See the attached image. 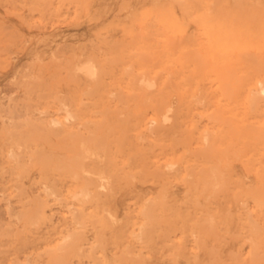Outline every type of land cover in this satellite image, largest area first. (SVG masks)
<instances>
[{"label": "rangeland", "instance_id": "obj_1", "mask_svg": "<svg viewBox=\"0 0 264 264\" xmlns=\"http://www.w3.org/2000/svg\"><path fill=\"white\" fill-rule=\"evenodd\" d=\"M221 22H223L222 25ZM217 24L220 25L219 28ZM225 27L230 28L231 31H236L239 27V31L231 33L226 28L227 32L229 30L226 33L223 30ZM241 27L243 30L240 29ZM212 28H215L214 33L217 35L210 32ZM249 28H251L250 31ZM263 28L264 0H0V264H53L56 262V257L57 259L63 257V262L61 261L60 264H264V146H262L264 137L253 136V138L246 137L245 139L243 136L244 132L253 133L261 129L258 128L260 125H264V101L260 100L259 104L251 108L245 102L246 92L244 93V90L239 87V78L250 74L251 65L257 59L264 60ZM224 31L226 34L223 33ZM226 37H229V41H226ZM223 42L225 44L227 42L226 47ZM237 42L241 44V47ZM219 46L222 47L219 48ZM140 52L144 54V58L147 56L145 60L148 61L142 68L133 61L135 57L143 56L138 55ZM247 52L252 55L249 53L246 57ZM88 54L96 56L106 69L107 73L104 72L103 77L105 84L108 85L105 86L103 82L102 86L105 88L100 87L102 92H99L101 91L99 88L95 94H89V96L88 94L82 95L80 89L81 93L80 91L78 93L77 89H82V87L68 75L73 60L78 57L83 58ZM249 55L251 58L253 56L254 60ZM238 58L244 60L241 61ZM129 62H132L133 66ZM221 68L227 75L225 91L218 87L222 82H220L217 71ZM143 70H148L152 76H160L156 78L158 86L154 89L155 91L153 90L154 92L145 90L139 98H135L134 94L132 95V89L127 87L129 86L126 83L129 80L127 72H134L133 75H138ZM207 72L212 75H208ZM121 73H126V75ZM162 77L163 82L166 79L164 83L160 81ZM217 78L220 81H217ZM122 80L124 81L121 82ZM111 89L116 96L110 94ZM69 91H73L74 94L70 95ZM106 92H109V95ZM76 94L79 95L76 96ZM90 95L93 97L91 98ZM121 95L124 102L117 101L118 96ZM80 96L84 107L81 106ZM110 96H112L111 99ZM63 97L69 99L73 107L76 108L79 105L83 119H89V116L93 119L95 114L90 111L96 113V109L106 107L107 101V106L112 108L132 110L141 108V106L146 108L148 114L145 117L144 126L147 125V120L154 111L152 109L157 106L159 99L167 100L164 101V107L173 104L175 114H179L178 119L176 117L170 124H167L168 133L162 134L163 137L161 134L159 138L151 134L150 138L138 139L135 136L138 131L132 132L135 133V141L139 140V146L148 151V162L150 161L148 173L121 178L111 194L112 197L108 195L110 200L108 202L96 204L93 201L86 202L83 207L84 216L78 222L72 215L77 207L76 199L71 197L69 192L72 189L73 179L62 170L59 172L60 169L54 164L56 155L71 153L68 150L69 139L64 141L66 138L62 135L63 133L58 134L57 131H51L45 127L42 130L41 126L40 128L39 125L34 124L38 116L63 117L64 113L60 108V99ZM106 97H108L107 101L102 100L107 99ZM218 100L221 104H218ZM85 103L92 104L89 106ZM93 105L96 109H93ZM85 108L88 112L87 110L85 112ZM216 108L230 122L226 121V124H229L228 128L224 122L219 125L218 130L217 124L214 126L208 118L207 114L214 112ZM40 110L47 111L41 113ZM33 126L34 132L32 131ZM205 127L214 128L213 130L217 131L215 145L219 150L214 152L210 159L199 157L194 150L201 146L198 139ZM36 129L40 131L37 132ZM170 129L171 131L176 129V133L174 134L173 131L170 133ZM26 130L32 134L29 136ZM26 135L31 137L30 140ZM43 135L47 140L43 139ZM13 137L16 139H12ZM155 139L158 141L156 142ZM240 139L243 140H241L242 143ZM15 140L23 143L22 148L16 150L20 156L19 161H15L10 155L11 146H16ZM64 143L68 145L65 146L66 148H64L66 145ZM259 143H261V149L258 146ZM113 144L112 147L115 146ZM225 147H229L228 155L226 152L225 155L223 154ZM34 148L38 151L34 152ZM57 148L60 149L57 150ZM126 150L128 146L123 149L125 155L121 153L123 157L128 152ZM36 152L39 154L42 152L43 155L48 153L47 157L52 159L49 161L46 158V162L37 163L30 157L37 154ZM119 158L122 157L119 156ZM167 161L176 162L175 169H168L165 163ZM215 161L219 162L220 171L222 170L218 177L220 184L215 188L203 189L201 181L198 180L199 184L195 187L197 177L196 175L188 176L186 166L194 163L201 167L203 163ZM156 163L160 165L161 171L165 170V173L155 172V169L159 168L156 167ZM153 164L156 166L154 167ZM46 186L52 188L54 193L47 191ZM145 188L148 189L145 190ZM142 205L143 208H141ZM39 207L43 209L44 221L41 218L42 220L39 219L35 224L31 221L26 222L28 218L25 215ZM147 207L150 208L152 217L147 221L143 236H139L141 225L146 224L143 210ZM106 209L110 211L111 216ZM85 226H88L87 229ZM73 231L81 233L77 234L76 242L81 249L76 250L78 254L72 250L70 253L62 254L61 252L60 255V250L55 251L54 249L62 240L64 233Z\"/></svg>", "mask_w": 264, "mask_h": 264}, {"label": "bare ground", "instance_id": "obj_2", "mask_svg": "<svg viewBox=\"0 0 264 264\" xmlns=\"http://www.w3.org/2000/svg\"><path fill=\"white\" fill-rule=\"evenodd\" d=\"M184 1V0H183ZM234 1V0H233ZM247 1V0H246ZM191 2V1H190ZM193 2V1H192ZM209 2V1H208ZM207 2V3H208ZM219 2V1H218ZM217 2V3H218ZM222 2V1H221ZM195 3V2H194ZM227 2L225 1V4H226ZM183 4V3H182ZM213 4V3H212ZM220 6V5H219ZM222 6V5H221ZM197 7V6H196ZM228 7H231V6H228ZM251 7V6H250ZM188 8H190V6L188 7ZM218 8V7H217ZM220 8V7H219ZM224 8V7H223ZM211 9H213V7H211ZM245 9V8H244ZM220 10V9H219ZM239 10V9H238ZM253 10V9H252ZM193 11V10H192ZM191 11V12H192ZM231 12V11H230ZM233 12V11H232ZM246 12V11H245ZM193 13V12H192ZM227 13V12H226ZM249 14V13H248ZM192 15H194V14H192ZM221 15V14H220ZM199 16V15H198ZM194 17V16H193ZM207 17V16H206ZM205 17V18H206ZM228 17H230L229 15H228ZM218 18V17H217ZM255 18H257V17H255ZM165 19V18H164ZM220 19V18H219ZM223 20V19H222ZM207 21V20H206ZM205 21V22H206ZM216 21L218 22V20L216 19ZM214 22V21H213ZM226 22V21H225ZM212 23V22H211ZM215 23V22H214ZM227 23V22H226ZM243 23V22H242ZM223 24V22H221V25ZM240 24V23H239ZM259 24V23H258ZM183 25V24H182ZM206 25H208V24H206ZM205 25V26H206ZM213 25V24H212ZM238 25V24H237ZM151 26V25H150ZM170 26V25H169ZM202 26V25H201ZM205 26H204V28H205ZM217 26H218V24H217ZM226 26V25H225ZM148 27V26H147ZM207 27V26H206ZM220 27V25L218 26V28ZM258 27V26H257ZM204 28H203V30H204ZM208 28V27H207ZM206 28V29H207ZM226 28L227 29H229L230 30V28H228V27H225L223 30H225L226 31ZM232 28V27H231ZM132 29V28H131ZM234 29V28H233ZM232 29V30H233ZM236 29V28H235ZM238 29H239V27H238ZM236 30V31H239V30ZM241 30H243L242 29V27L240 28ZM264 29V28H263ZM156 30V29H155ZM175 30V29H174ZM214 30H215V28H212V29H210V32L212 33V34H215L214 33ZM229 30H228V32H229ZM251 30V28H249V31ZM252 30H253V27H252ZM256 30V29H255ZM193 31V30H192ZM209 31V30H208ZM225 31L223 32V33H225ZM231 31V30H230ZM236 31H231V33L232 32H236ZM247 31V30H246ZM153 32V31H152ZM216 32V31H215ZM219 32V34H220V31H218ZM227 31H226V33H228ZM150 33V32H149ZM174 33V32H173ZM181 33V32H180ZM207 33V32H206ZM205 33V34H206ZM225 33V34H226ZM218 34V35H219ZM146 35V34H145ZM150 35V34H149ZM207 35V34H206ZM215 35H217V34H215ZM224 35V34H223ZM148 36V35H147ZM209 36V35H208ZM232 36H233V34H232ZM236 36V35H235ZM251 36V35H250ZM145 37V36H144ZM149 37V36H148ZM153 37V36H152ZM190 37V36H189ZM217 37H219V36H217ZM252 37V36H251ZM149 38H151V37H149ZM235 38V37H234ZM239 38V37H238ZM263 38V37H262ZM212 39V38H211ZM214 39H215V37H214ZM229 39V37L227 38L226 37V41ZM242 39V38H241ZM246 39V38H245ZM148 40V39H147ZM193 40V39H192ZM216 40V39H215ZM234 40V39H233ZM233 40L231 41V43L233 42ZM235 40H236V38H235ZM243 40V39H242ZM251 40V39H250ZM194 41V40H193ZM209 41V40H208ZM213 41V43H214V40H212ZM219 41V40H218ZM223 41V40H222ZM229 41V40H228ZM253 41V40H252ZM257 41V40H256ZM201 42V41H200ZM203 42V41H202ZM210 42H211V40H210ZM234 42H236V41H234ZM241 42V41H240ZM250 42V41H249ZM212 43V42H211ZM224 43V42H223ZM238 44H239V42H237ZM236 43V44H237ZM262 43V42H261ZM134 44V43H133ZM170 44V43H169ZM173 44V43H172ZM202 44V43H201ZM216 44H218V43H216ZM215 44V45H216ZM225 44V43H224ZM228 44H229V42H228ZM243 44V43H242ZM116 45V44H115ZM124 45V44H123ZM122 45V46H123ZM126 45V44H125ZM124 45V46H125ZM129 45V44H128ZM135 45V44H134ZM197 45V44H196ZM214 45V44H213ZM233 45H235V44H233ZM232 45V47H234ZM240 45V47H241V44H239ZM256 45V44H255ZM200 46V45H199ZM204 46V45H203ZM212 46V45H211ZM224 46V45H223ZM227 46V42H226V44H225V47ZM235 46H237V45H235ZM243 46V45H242ZM127 47H129V46H127ZM143 47V46H142ZM174 47H175V45H174ZM195 46H193V48H194ZM205 47V46H204ZM210 47V46H209ZM213 47V46H212ZM220 47H222V46H219V48ZM224 47V48H225ZM232 47H231V49H232ZM245 47H246V45H245ZM255 48H256V46H254ZM260 47H262V46H260ZM141 48V47H140ZM165 48V47H164ZM195 48H197V46L195 47ZM203 48V47H202ZM217 48V47H216ZM228 48V47H227ZM227 48H226V51H227ZM258 48H259V46H258ZM257 48V49H258ZM120 49V48H119ZM188 48H186V50H187ZM205 49V48H204ZM214 49H215V47H214ZM223 48H221V50H222ZM228 49H230V47L228 48ZM241 49V48H240ZM239 49V50H240ZM243 49V48H242ZM263 49V48H262ZM112 50V49H111ZM191 50V49H190ZM211 50V49H210ZM219 50V49H218ZM237 50V49H236ZM238 50V51H239ZM256 50V49H255ZM206 51V49L204 50V52ZM224 51H225V49H224ZM143 52V51H142ZM142 52H140V53H138V55H143V56H137V57H135L134 58V62L138 65V67H140V68H142V67H144V66H146V63H148V61L146 62V58H147V56H146V58H144L145 56H144V54L146 55V53H142ZM130 53V52H129ZM222 53H223V51H222ZM238 53V52H237ZM245 53V52H244ZM250 53V52H249ZM248 52L245 54L246 55V57H247V54H249ZM134 54H136V53H134ZM211 54H212V52H211ZM61 55V54H60ZM148 55V54H147ZM194 55V54H193ZM244 55V56H245ZM250 55H252L251 53H250ZM250 55H249V57H250ZM171 56V55H170ZM187 56V55H186ZM198 56H199V54H198ZM197 56V59L200 57H198ZM211 56H213V55H211ZM216 57H217V55H215ZM100 57V56H99ZM106 57V56H105ZM128 57H130V56H128ZM149 57V56H148ZM248 57V58H249ZM251 58V57H250ZM253 58V59H252ZM252 60H254V57L252 56ZM110 59V58H109ZM146 59V60H145ZM239 59V58H238ZM241 59V58H240ZM239 59V60H240ZM256 59V58H255ZM261 59V58H260ZM112 60H114L113 58H112ZM199 60H201V59H199ZM217 60H218V58H217ZM242 60H244V59H241V61ZM246 60V59H245ZM116 61V60H115ZM130 61V60H129ZM219 61V60H218ZM248 61V60H247ZM72 62V61H71ZM111 62V61H110ZM114 62V61H113ZM117 62V61H116ZM152 62V61H151ZM177 62V61H176ZM192 62V61H191ZM190 62V63H191ZM235 62V61H234ZM239 62V61H238ZM246 62V61H245ZM249 62V61H248ZM251 62V61H250ZM255 62V61H254ZM130 63V62H129ZM132 63V62H131ZM130 63V64H131ZM188 63V62H187ZM186 63V64H187ZM194 63H195V61H194ZM200 63H202V61L200 62ZM199 62H198V64H200ZM220 63V62H219ZM240 63V62H239ZM244 63V62H243ZM253 63V62H252ZM68 65H69V63H67ZM71 64V63H70ZM106 64V63H105ZM110 64V63H109ZM133 64V63H132ZM131 64V66H133ZM192 64V63H191ZM251 64V63H250ZM249 64V65H250ZM123 65V64H122ZM153 65V64H152ZM202 65H203V63H202ZM205 65V64H204ZM221 65V64H220ZM127 66H129V65H127ZM126 66V67H127ZM131 66H130V68H131ZM136 66V65H135ZM184 66V65H183ZM190 66V65H189ZM192 66V65H191ZM227 66V65H226ZM71 68H70V71H69V73H68V75H70V77L72 78V79H74V81L76 80L77 82H78V84L80 85V87H82V89L81 88H78L77 90V92L79 93V91L80 90H82V95H85V94H88V96H89V94H95L98 90H99V88L102 86V84H103V82H104V77H103V75H104V72H105V70L106 69H104V67H103V65L101 64V62L97 59V57L96 56H94V55H91V54H88V55H86V56H84L83 58H81V57H78L76 60H73V62H72V66H70ZM186 67V66H185ZM188 67V66H187ZM248 67V66H247ZM120 68V67H119ZM132 68H134V67H132ZM212 68V67H211ZM214 68V67H213ZM217 68V67H216ZM222 68H223V66H222ZM220 69V70H218L217 71V73L219 74V78H220V80L217 78V81L219 80L220 82H222L218 87L219 88H221V89H223V91H225L226 90V85H225V78H226V73L224 72V69ZM242 68V67H241ZM68 68L66 67V70H67ZM107 69H110V68H108L107 67ZM123 69V68H122ZM248 68H246V70H247ZM131 70V69H130ZM196 70V69H195ZM207 70V69H206ZM242 70V69H241ZM118 71V70H117ZM127 71V70H126ZM210 71H213V70H210ZM249 71H250V74H247V75H243V76H241L240 78H239V87H241L243 90H244V93L246 92V99H245V102H247L250 106H251V108L252 107H255L257 104H259V101L260 100H263L264 101V60L263 59H261V60H256V62L255 63H253L252 65H251V67H250V69H249ZM121 72V71H120ZM135 72H136V70H135ZM138 72V71H137ZM141 72V71H140ZM169 72V71H168ZM105 73H107V72H105ZM110 73V72H109ZM161 73H162V71H161ZM206 72H204V75H206L205 74ZM112 74V73H111ZM122 74V73H121ZM126 75V73H123L122 75ZM127 74L129 75H127L128 76V79L129 80H125L126 81V83H128L129 84V86H127V87H129V88H131L132 89V91H133V93L132 92H130V93H132V95L134 94V96H135V98H139L140 97V95L143 93V91H153L154 89H156L157 88V86H158V80L156 79V78H158V77H160V76H152L149 72H148V70H143L141 73H135V74H138V75H133L134 74V72H127ZM207 74L209 75V74H211V73H208L207 72ZM68 75H66V76H68ZM160 75V74H159ZM198 75V74H197ZM196 75V76H197ZM200 75H201V73H200ZM212 75V74H211ZM109 76V75H108ZM117 75H115V77H116ZM168 76V75H167ZM186 76V75H185ZM195 76V77H196ZM216 77H217V75H215ZM105 77H106V75H105ZM109 77H111V76H109ZM108 77V78H109ZM119 76H117V78H118ZM164 77V76H163ZM163 77H162V79L160 80V81H162V83H164L165 81H166V79L164 80V82H163ZM170 77V76H169ZM187 77V76H186ZM198 77V76H197ZM210 77V76H209ZM24 78V77H23ZM65 78H67L68 79V77H65ZM123 78V77H122ZM214 78V77H213ZM119 80H121L120 79V77L118 78ZM118 79H117V81H118ZM123 79H125V78H123ZM127 79V78H126ZM108 80V79H107ZM172 80V79H171ZM66 81V80H65ZM73 81V82H74ZM109 81V80H108ZM108 81H106V83L108 82ZM124 80H122L121 82H123ZM205 81V80H204ZM31 82V81H30ZM33 82V81H32ZM72 82V83H73ZM110 82H111V80H110ZM113 82H114V79H113ZM119 82V81H118ZM117 82V83H118ZM130 82V83H129ZM180 82V81H179ZM27 83V82H26ZM115 83V82H114ZM125 83V84H126ZM211 83V82H210ZM21 84V83H20ZM32 84V83H31ZM39 84V83H38ZM68 84V83H67ZM77 84V83H76ZM77 84V85H78ZM104 84H105V82H104ZM204 84V83H203ZM202 84V85H203ZM229 84V83H228ZM36 85V84H35ZM40 85V84H39ZM73 84H71V86H72ZM107 84H105V86H106ZM160 85H161V83H160ZM194 85H195V83H194ZM205 85V84H204ZM213 85V84H212ZM27 86V85H26ZM75 86V85H74ZM108 86V85H107ZM118 86H120V85H118ZM79 87V86H78ZM161 87H163V85L161 86ZM189 87V86H188ZM187 87V88H188ZM218 87H216L217 89H218ZM32 88V87H31ZM69 88V87H68ZM75 88V87H74ZM76 88H77V86H76ZM105 87H103L102 86V89H104ZM115 88V87H114ZM119 88H121V87H119ZM167 88H169V86L167 87ZM166 88V89H167ZM204 88V87H203ZM212 88V87H211ZM49 89V88H48ZM80 89V90H79ZM101 89V88H100ZM102 89H101V91H99V92H102ZM107 89H108V87H107ZM110 89V88H109ZM208 89V88H207ZM239 89V88H238ZM241 89V90H242ZM50 90V89H49ZM53 90V89H52ZM72 90V89H71ZM74 90H76V89H74ZM73 90V91H74ZM112 90V89H111ZM185 90H186V88H185ZM199 90V89H198ZM219 90V89H218ZM217 90V91H218ZM73 91H69V93H70V95L71 94H74L75 93V91H74V93H73ZM105 91H106V89H105ZM110 91V90H109ZM117 91V90H116ZM155 91V90H154ZM153 91V92H154ZM157 91H159V90H157ZM157 91H156V93H157ZM168 91H169V89H168ZM174 91V90H173ZM188 90H186V92H187ZM221 92H222V90H220ZM76 92V93H77ZM128 92V91H127ZM164 92V91H163ZM170 92H171V90H170ZM186 92H185V94H186ZM227 92H228V90H227ZM241 92V91H240ZM30 93V92H29ZM80 93H81V91H80ZM108 95H109V92H106ZM130 93H128V94H130ZM148 93V92H147ZM146 93V94H147ZM152 93V92H151ZM151 93L149 94V96L151 95ZM176 93V92H175ZM28 94V93H27ZM52 94V93H51ZM110 94L111 95H113V96H116V93L115 92H113V90H112V92H110ZM167 94H168V92H167ZM173 94V93H172ZM179 94V93H178ZM223 94V93H222ZM47 95V94H46ZM69 95V96H70ZM79 95V94H78ZM77 94H76V96H78ZM98 95V94H97ZM101 95H103V93L101 94ZM118 95V94H117ZM126 95V94H125ZM124 95V96H125ZM189 95V94H188ZM194 95V94H193ZM212 95V94H211ZM213 95H215V94H213ZM68 96V95H67ZM66 96V97H67ZM87 96V95H86ZM100 96V95H99ZM146 96V95H145ZM164 96V95H163ZM81 97V96H80ZM79 97V98H80ZM90 97L92 98L93 96H91L90 95ZM111 97L112 96H110V99H111ZM131 97V96H130ZM186 97V96H185ZM215 97V96H214ZM243 97V96H242ZM55 98V97H54ZM64 98V97H63ZM61 98L60 99V108L63 110V117H56V116H52V117H49V118H43V117H41V116H38V117H36V121L34 120V124H35V126L36 125H39V127L42 129V130H44L45 128L47 129H50L51 131H57V133L58 134H60V133H63L62 135H64L65 136V140L64 141H67V139H69V146L66 144V143H64V144H66V145H64V148H66L65 146H68L69 148H68V150L71 152V153H69V154H67V155H56V163H54L56 166H57V168L58 169H60V170H58L59 172L62 170L64 173H66L68 176H70V178L71 179H73V182L71 183L72 185V189H70L69 190V192H70V194H71V197H73L74 199H76L75 200V202H76V205H77V207L75 208V210H74V212H73V217L77 220V222L78 221H81V218L84 216V211H83V207L85 206V204H86V202H88V201H93V202H95V204L96 203H98V202H103V203H105V202H108V201H110L109 200V196L110 197H112L111 196V194L114 192V190H115V187H116V185L118 184V182L120 181V179L121 178H123L124 176H131V177H135L137 174H147L148 173V171H149V169H148V163L150 162H148V151H145V150H143L142 148H141V146H139V140L138 141H135L136 139L134 138V135H135V133H132V132H134V130L136 131H138V133H136L137 135H135V136H137L138 137V139L139 138H148L151 134L153 135V134H155V135H157L156 137L157 138H159V135L161 134H164V133H168V129H167V124H170L176 117H177V119L179 118V114H175V112H174V106H173V104H168L166 107H164V101H167V100H164V101H161L160 99L158 100V102H157V106L156 107H154V109H152V110H154L153 112H152V116H150L149 118H148V120H147V125L146 126H144V124L146 123V122H144L145 121V117H146V115L148 114V111H147V109L146 108H144L143 106H141V108H136L135 110H132V109H130V108H118V107H116V108H112V107H110V106H107L108 105V97H106L107 99H102V100H105V101H107V105H106V107H104V108H99V109H96L95 108V105H93V109H96V113H93V111L91 110H89L90 112H92V114H95L94 115V118L93 119H91V117L89 116V119H83V117L81 116V108L80 107H73V105H72V103H71V101L69 100V99H67V98ZM74 98V97H73ZM73 98L71 99L72 101H73ZM118 100L117 101H125V100H123V98H122V95L121 96H118ZM145 98V97H144ZM150 98V97H149ZM162 98V97H161ZM205 98H206V96H205ZM224 98V97H223ZM239 98V97H238ZM244 98V97H243ZM113 99V98H112ZM130 99V98H129ZM132 99V98H131ZM130 99V100H131ZM134 99V98H133ZM132 99V100H133ZM187 99H189V98H187ZM196 99V98H195ZM209 99V98H208ZM75 100H78V99H75ZM82 97H81V99H80V101H81V106L83 105V103H82ZM86 100V99H85ZM96 100H97V98H96ZM149 99H147V101H148ZM200 100V99H199ZM201 100H203V99H201ZM235 100V99H234ZM239 100V99H238ZM100 101V100H99ZM98 101V102H99ZM145 101V100H144ZM146 101V102H147ZM154 101V100H153ZM188 101V100H187ZM196 101H197V99H196ZM205 101V100H204ZM207 101V100H206ZM219 101L220 100H218V104H221V103H219ZM236 101V100H235ZM92 102H94V101H92ZM146 102H144V103H146ZM155 102V101H154ZM154 102H153V104H154ZM213 102V101H212ZM76 103H77V101H76ZM76 103H74L73 102V104H76ZM102 103V102H101ZM144 103H143V105H144ZM194 103V102H193ZM201 104H202V101L200 102ZM207 103H208V101H207ZM86 104V103H85ZM90 104H92V103H87L86 105H89L90 106ZM97 104V103H96ZM103 104V103H102ZM101 104V105H102ZM156 104V103H155ZM23 105V104H22ZM104 105V104H103ZM111 105V104H110ZM114 105V104H113ZM224 105V104H223ZM240 105H241V103H240ZM25 106V105H24ZM85 106V105H84ZM84 106H82V107H84ZM121 106H123V104L121 105ZM136 106V105H135ZM242 106V105H241ZM134 107V106H133ZM190 107V106H189ZM206 107V106H205ZM204 107V108H205ZM236 107V106H235ZM259 107V106H258ZM92 108V107H91ZM147 108H149V106L147 107ZM250 108V107H249ZM177 109V108H176ZM187 109V108H186ZM86 110H87V112H88V109H86L85 108V112H86ZM149 110V109H148ZM243 110V109H242ZM47 111V110H46ZM45 110H40V112L41 113H45L46 112ZM182 111V110H181ZM181 111H180V113H181ZM184 111V110H183ZM182 111V112H183ZM190 111V110H189ZM214 112H211L210 114H207L209 117L208 118H210L211 120V122L213 123V125L215 126L216 124V126H217V128H218V130H219V125H221L222 123H224L225 122V125L227 126V125H229V124H226V121H227V119H225V117H223L221 114H220V110L218 109V108H216L215 110H213ZM83 112H84V110H83ZM82 112V113H83ZM89 112V113H90ZM150 113V112H149ZM239 113V112H238ZM244 113V112H243ZM255 113V112H254ZM85 114H87V113H85ZM91 114V113H90ZM186 114H187V111H186ZM257 114V113H256ZM84 115V114H83ZM190 115V114H189ZM198 116H199V114H197ZM186 116V115H185ZM201 116V115H200ZM244 116H242V118H243ZM181 118V117H180ZM227 118V117H226ZM241 118V119H242ZM199 119V118H198ZM203 119V118H202ZM38 120V121H37ZM192 120V119H191ZM203 121V120H202ZM209 121V120H208ZM241 121V120H240ZM28 122V121H27ZM30 122H32L31 120H30ZM177 122V121H176ZM175 122V123H176ZM193 122H195V120L193 121ZM228 122V121H227ZM242 122V121H241ZM178 123V122H177ZM179 123H181V122H179ZM186 123V122H185ZM184 123V124H185ZM228 123H230V122H228ZM232 123V122H231ZM22 124V123H21ZM183 124V123H182ZM181 124V125H182ZM197 124V123H196ZM208 124V123H207ZM22 125H24V124H22ZM27 125H29V124H27ZM177 125V124H176ZM200 125V124H199ZM224 125V124H223ZM223 125H222V127H223ZM31 127V126H30ZM43 127H45V128H43ZM173 127V126H172ZM175 127V126H174ZM178 127H179V125H178ZM186 127V126H185ZM8 128V127H7ZM29 128V127H28ZM226 128V127H225ZM227 128H228V126H227ZM258 128H261V129H259V130H256L255 132L253 131V133L252 132H244V134L243 133H240L241 135L243 134V136H245V139H246V137L247 138H249V137H251V138H253V136L254 137H256V136H258V137H261L262 138V136L264 137V125H260ZM257 128V129H258ZM9 129V128H8ZM33 129H34V126L32 127V131H33ZM179 129H180V127H179ZM201 129H202V127H201ZM214 128H210V127H205V128H203V130L200 132V135H199V139H198V141H200L201 142V146H199V147H197L196 149H194L195 150V152H196V154L199 156V157H203V158H208V159H210V157L211 156H213L212 154L214 153V152H216L217 150H219L217 147H216V145H215V141H216V139H217V135H216V132L217 131H215V130H213ZM254 129H255V127H254ZM27 130H29V129H27ZM26 130V131H27ZM249 130V129H248ZM2 131H3V129H2ZM1 131V132H2ZM22 131V130H21ZM25 131V132H26ZM31 131V130H30ZM31 131V132H32ZM35 131V130H34ZM33 131V132H34ZM36 131H37V129H36ZM40 131V130H39ZM39 131H37V132H39ZM48 131V130H47ZM51 131H49V132H51ZM170 131V133L173 131H171V129L169 130ZM181 131V130H180ZM189 131V130H188ZM199 131V130H198ZM223 131V130H222ZM236 131V130H235ZM240 131V130H239ZM12 132V131H11ZM28 132V131H27ZM45 132V131H44ZM226 132V131H225ZM224 132V133H225ZM29 133V136L32 134V133H30V132H28ZM40 133H43V132H40ZM56 133V134H57ZM173 133L175 134L176 133V129H174V131H173ZM185 133V132H184ZM198 133V132H197ZM36 134V133H35ZM38 135H39V133H37ZM53 134H54V132H53ZM192 134H193V132H192ZM219 134V133H218ZM223 134V133H222ZM221 134V135H222ZM231 134H233V133H231ZM14 135V134H13ZM34 135V134H33ZM32 135V136H33ZM155 135H153V136H155ZM169 135V134H168ZM181 135V134H180ZM18 136V135H17ZM29 136L28 135H26V137H28L29 138ZM44 136L45 135H43V139H45V140H47L46 138H44ZM48 136V135H47ZM223 136V135H222ZM25 137V136H24ZM34 137V136H33ZM41 137H42V135H41ZM46 137V136H45ZM136 137V138H137ZM161 137H163V135L161 136ZM183 137V136H182ZM226 137V136H225ZM242 137V136H241ZM28 138H27V140H28ZM31 138V137H30ZM30 138H29V140H30ZM38 138V137H37ZM62 138V137H61ZM64 138V137H63ZM134 138V139H133ZM150 138V137H149ZM164 138H166V136L164 137ZM188 138V140H189V137H187ZM12 139H16V138H12ZM17 139H18V137H17ZM25 139V138H24ZM57 139V138H56ZM154 139V138H153ZM152 139V141H154ZM161 139H163V138H161ZM169 139H170V136H169ZM168 139V140H169ZM179 139V138H178ZM224 139H226V138H224ZM223 139V140H224ZM234 139V138H233ZM7 140H8V138H7ZM10 140V139H9ZM26 140V141H27ZM50 140V139H49ZM147 140V139H146ZM156 140V139H155ZM173 140V139H172ZM222 140V141H223ZM232 140V139H231ZM242 139H240V141H241ZM262 140V139H261ZM20 140H18V142H16V140L14 141V142H16V146H14L13 147V143L11 144L12 146H11V150H10V155L14 158V160L15 161H19L20 160V156H19V154L18 153H16V150L17 149H21L22 148V141H20ZM60 141H62L61 139H60ZM59 141V142H60ZM144 141V140H143ZM151 141V140H150ZM151 141V142H152ZM158 140H156V142H157ZM163 141V140H162ZM170 141V140H169ZM174 141V140H173ZM177 141V140H176ZM180 141V140H179ZM230 141V140H229ZM243 141V140H242ZM242 141H241V143H242ZM262 141H264V140H262ZM12 142V141H11ZM33 142H35V141H33ZM155 142V141H154ZM160 142V141H159ZM248 142V141H247ZM36 143H38V142H36ZM112 143H114L115 144V146H113L112 147ZM142 143V142H141ZM153 143V142H152ZM166 143V142H165ZM178 143V142H177ZM220 143V142H219ZM221 143H223V142H221ZM240 143V144H241ZM47 144V143H46ZM113 144V145H114ZM151 144V143H150ZM232 144V143H231ZM260 144L261 143H259V145L258 146H260ZM264 143L262 142V146H264L263 145ZM15 145V144H14ZM59 145V144H58ZM223 145H224V143H223ZM233 145V144H232ZM257 145V144H256ZM48 146V145H47ZM128 146V150H126V151H128L127 152V154H126V156H124L123 157V155H125L124 153H125V151L123 152V149H124V147H127ZM165 146V145H164ZM240 146V145H239ZM262 146H260V149H261V147ZM39 147V146H38ZM42 147V146H41ZM56 147V146H55ZM148 147V146H147ZM146 147V148H147ZM157 147V146H156ZM25 148V147H24ZM100 148H103L104 150L102 151ZM195 148V147H194ZM229 148V147H228ZM228 148H226L225 147V149H223L224 150V152H223V154L226 152V154L228 153V151H229V149ZM35 149V148H34ZM39 149H40V147H39ZM60 149V148H59ZM58 148H57V150H59ZM126 149V148H125ZM149 149V148H148ZM248 149V148H247ZM255 149H257V148H255ZM67 150V149H66ZM231 150V149H230ZM239 150V149H238ZM251 150H252V148H251ZM35 151H38V149L36 150H34V152ZM40 151V150H39ZM44 151V150H43ZM166 151V150H165ZM33 152V153H34ZM67 152V151H66ZM150 152V151H149ZM158 152V151H157ZM193 152V151H192ZM221 152H222V150H221ZM246 152V151H245ZM261 152V151H260ZM37 154H33V155H31L30 157H31V160L33 159V160H35V162H39V163H44V162H46L47 161V159H49V161H50V159H52L51 157H47V154L48 153H44V155L46 154V156H44L43 155V153L41 154H39V152H36ZM121 153H123V155L121 154ZM152 153V152H151ZM191 153V152H190ZM217 153H219V152H217ZM243 153V152H242ZM168 154V153H167ZM186 154V153H185ZM235 154H237V152H235ZM234 154V155H235ZM251 154V153H250ZM9 155V154H8ZM154 155H155V153H154ZM175 155H176V153H175ZM190 155V154H189ZM194 155V154H193ZM225 155V154H224ZM228 155V154H227ZM243 155H245V154H243ZM253 155V154H252ZM48 156H49V154H48ZM122 157L120 160L118 159V157ZM164 156V155H163ZM251 156V155H250ZM126 157V158H125ZM253 157V156H252ZM256 157V156H255ZM47 158V159H46ZM150 158V157H149ZM218 158V157H217ZM216 158V159H217ZM220 158V157H219ZM236 158V157H235ZM250 158V157H249ZM189 159V158H188ZM251 159V158H250ZM249 159V160H250ZM262 159V158H261ZM218 160H220V159H218ZM180 161V160H179ZM186 161V160H185ZM248 161V160H247ZM252 161V160H251ZM154 162V161H153ZM152 162V163H153ZM184 162V161H183ZM17 163H19V162H17ZM21 163V162H20ZM155 163V162H154ZM166 163V167L168 168V169H175V167H176V162H173V161H167V162H165ZM177 163H178V161H177ZM179 164H180V162H179ZM183 164V163H182ZM181 164V165H182ZM243 164V163H242ZM154 165V164H153ZM157 165V166H156ZM156 165H154V167L156 166V167H159L160 165H158L157 163H156ZM185 165H187V164H185ZM35 166V165H34ZM45 166V165H44ZM47 166V165H46ZM182 166H184V164L182 165ZM201 167H198V165H196V164H188L187 166H186V169H187V175L188 176H195L196 175V180H195V187H197L198 186V184H199V182H198V180L199 181H201L200 183H201V185H202V188L203 189H208V188H210V187H216V186H218L219 184H220V182H219V179H218V177H219V175H220V173H221V171H220V165H219V162L218 161H215V162H211V163H203L202 165H200ZM18 167V166H17ZM150 167V166H149ZM227 168V167H226ZM56 169V168H55ZM166 169V168H165ZM182 169V168H181ZM180 169V170H181ZM20 170V169H19ZM158 170V171H157ZM155 169V172L157 173V174H159V173H161V172H163V173H165V170L163 169L162 171H161V167H159L158 169ZM24 171V170H23ZM45 171V170H44ZM249 171V170H248ZM264 171V170H263ZM48 172H50V171H48ZM48 172H46V173H48ZM54 172V171H53ZM63 172H62V174H63ZM167 172H170V171H167ZM173 173H174V171H172ZM183 172V171H182ZM224 172V171H223ZM177 173L178 172H176V173H174V174H176L177 175ZM27 174V173H26ZM61 174V173H60ZM179 175H180V173H178ZM260 174V173H259ZM166 175H169V173L167 174L166 173ZM178 175V176H179ZM143 175H141V177H142ZM144 177H145V175H144ZM164 177V176H163ZM168 177V176H167ZM224 177V176H223ZM153 178H155V177H153ZM162 178V177H161ZM175 178V177H174ZM179 178V177H178ZM181 178V177H180ZM188 178V177H187ZM191 178V177H190ZM236 178V177H235ZM156 179V178H155ZM176 179V178H175ZM255 179V178H254ZM150 180V179H149ZM149 180H147V181H149ZM180 180V179H179ZM183 180V179H182ZM241 180V179H240ZM64 181V180H63ZM194 181V180H193ZM192 181V182H193ZM245 181V180H244ZM247 181H249V180H247ZM246 181V182H247ZM122 182V181H121ZM141 182V181H140ZM156 182V181H155ZM52 183V182H51ZM167 183V182H166ZM170 183V182H169ZM182 183V182H181ZM244 183V182H243ZM60 184V183H59ZM46 185V184H45ZM154 185V184H153ZM152 185V186H153ZM168 186H169V184H167ZM200 185V186H201ZM241 185V184H240ZM247 185V184H246ZM248 185H249V183H248ZM255 185V184H254ZM143 186V185H142ZM254 187V186H253ZM185 188V187H184ZM198 188H200V187H198ZM219 188V187H218ZM46 189H47V191H49V192H51V193H54V190L52 189V188H50V187H48V186H46ZM45 189V190H46ZM68 189H69V187H68ZM120 189V188H119ZM148 189V188H147ZM146 188H145V190H147ZM195 189V188H194ZM193 189V190H194ZM217 189V188H216ZM58 190V189H57ZM57 190H56V192H57ZM250 191V190H249ZM194 192V191H193ZM196 192V191H195ZM198 192V191H197ZM221 192V191H220ZM243 192V191H242ZM245 193V192H244ZM47 194V193H46ZM137 194V193H136ZM135 194V195H136ZM231 194H232V192H231ZM52 195V194H51ZM60 195V194H59ZM58 195V196H59ZM109 195V196H108ZM130 195V194H129ZM192 195V194H191ZM39 196V195H38ZM48 196V195H47ZM62 196V195H61ZM138 196V195H137ZM141 196V195H140ZM159 196V195H158ZM227 196V195H226ZM244 196V195H243ZM36 197V196H35ZM142 197H144V196H142ZM164 196H162V198H163ZM245 197V196H244ZM37 198V197H36ZM150 198V197H149ZM183 198V197H182ZM221 198V197H220ZM242 197H240V199H241ZM254 198V197H253ZM259 199H260V197H258ZM17 199V198H16ZM43 199V198H42ZM112 199V198H111ZM139 199H141V198H139ZM148 199V198H147ZM203 199V198H202ZM252 199V198H251ZM118 200V199H117ZM180 200V199H179ZM226 200H227V197H226ZM254 200V199H253ZM261 200V199H260ZM263 200V199H262ZM50 201V200H49ZM125 201V200H124ZM132 201V200H131ZM113 202V201H112ZM180 202V201H179ZM206 202V201H205ZM214 202V201H213ZM114 203H115V201H114ZM131 203V202H130ZM157 203V202H156ZM193 203V202H192ZM258 203V202H257ZM256 203V204H257ZM28 204V203H27ZM102 204V203H101ZM108 204V203H107ZM110 204H112V203H110ZM124 204V203H123ZM136 204H137V202H136ZM144 204H145V202H144ZM143 204V205H144ZM147 204V203H146ZM41 205V204H40ZM143 205L141 206V208H143ZM151 205H152V203H151ZM172 205V204H171ZM184 205V204H183ZM223 205H224V203H223ZM42 206V205H41ZM79 206V207H78ZM99 206V205H98ZM119 206V205H118ZM176 206V205H175ZM190 206V205H189ZM130 207V206H129ZM187 207V206H186ZM127 208V207H126ZM134 208V207H133ZM138 208V207H137ZM136 208V209H137ZM177 208V207H176ZM219 208H221V207H219ZM243 208V207H242ZM104 209V208H103ZM129 209V208H128ZM139 209V208H138ZM167 209V208H166ZM169 209V208H168ZM187 209V208H186ZM200 209V208H199ZM205 209V208H204ZM261 209V208H260ZM170 210V209H169ZM139 211V210H138ZM172 211V210H171ZM186 211H188V210H186ZM106 212H108V214L111 216V214H110V211L109 210H107L106 209ZM118 212V211H117ZM142 212V211H141ZM178 212V211H177ZM201 212V211H200ZM239 212V211H238ZM18 213V212H17ZM104 213V212H103ZM143 213H144V215H145V218H146V224L145 223H143L142 225H141V231L140 232H138V233H135V234H138L139 236H143V234L145 233V230H146V225H147V221L152 217V213H151V210H150V208H145L144 210H143ZM173 213H174V211H173ZM185 213V212H184ZM189 213V212H188ZM248 213V212H247ZM23 214V213H22ZM86 214V213H85ZM114 214V213H113ZM175 214V213H174ZM25 215V214H24ZM24 215H22V216H24ZM45 215V214H44ZM47 215V214H46ZM45 215V216H46ZM87 215V214H86ZM90 215H92V214H90ZM97 215V214H96ZM172 215V214H171ZM170 215V216H171ZM176 215V214H175ZM187 215V214H186ZM241 215V214H240ZM264 215V214H263ZM27 218H28V220L26 221V222H28V221H31V222H33L32 224H35V222H37L39 219L40 220H42L43 218H42V216H43V209H42V207H39V208H37V209H35L34 211H30L29 213H27V215H25ZM69 216V215H68ZM94 216V215H93ZM98 216V215H97ZM131 216V215H130ZM143 216V215H142ZM163 216V215H162ZM177 216V215H176ZM239 216V215H238ZM86 217V216H85ZM88 217V216H87ZM94 217H96V216H94ZM124 217V216H123ZM140 217V216H139ZM178 217V216H177ZM42 218V219H41ZM48 217H46V219H47ZM73 218V219H74ZM97 218H100V217H97ZM104 218V217H103ZM143 218H144V216H143ZM171 218V217H170ZM195 218V217H194ZM45 219V220H46ZM52 219V218H51ZM242 219H244V218H242ZM86 220V219H85ZM94 220V219H93ZM129 220V219H128ZM154 220V219H153ZM193 220V219H192ZM43 221H44V219H43ZM152 221V220H151ZM169 221V220H168ZM175 221V220H174ZM182 221H184V219L182 220ZM201 221V220H200ZM231 221V220H230ZM242 221V220H241ZM19 222V221H18ZM22 222V221H21ZM129 222V221H128ZM167 222V221H166ZM178 222V221H177ZM46 223V222H45ZM93 223V222H92ZM171 223V222H170ZM184 223H185V221H184ZM37 224H39V223H37ZM42 224V223H41ZM77 224V223H76ZM75 224V225H76ZM81 224H83V223H81ZM101 224V223H100ZM130 224V223H129ZM198 224V223H197ZM210 224V223H209ZM224 224H225V222H224ZM228 224V223H227ZM245 224V223H244ZM244 224H242V225H244ZM45 225V224H44ZM126 225H128V224H126ZM125 225V226H126ZM133 225V224H132ZM163 225V224H162ZM175 225V224H174ZM180 225V224H179ZM52 226H54L53 224H52ZM68 226V225H67ZM173 226V225H172ZM27 227H29V226H27ZM35 227V226H34ZM50 227V226H49ZM86 227V226H85ZM88 227V226H87ZM87 227H86V229H87ZM127 227V226H126ZM133 227V226H132ZM160 227H161V225H160ZM159 227V228H160ZM167 227V226H166ZM169 227H170V225H169ZM205 227V226H204ZM245 227H246V225H245ZM30 228V227H29ZM76 228H78V227H76ZM75 228V229H76ZM138 228V227H137ZM156 228V227H155ZM168 228V227H167ZM189 228H191V227H189ZM198 228V227H197ZM31 229V228H30ZM34 229V228H33ZM39 229V228H38ZM84 229V228H83ZM134 229V228H133ZM168 229H170V228H168ZM196 229V228H195ZM236 229V228H235ZM243 229V228H242ZM245 229V228H244ZM32 230V229H31ZM77 230V229H76ZM148 230H149V228H148ZM155 230V229H154ZM167 230V229H166ZM72 231V230H71ZM158 231V230H157ZM175 231H176V229H175ZM248 231V230H247ZM10 232V231H9ZM33 232V231H32ZM42 232V231H41ZM89 232V231H88ZM128 232V230L126 231V233ZM214 232V231H213ZM217 232V231H216ZM215 232V233H216ZM227 232V231H226ZM225 232V233H226ZM7 233V232H6ZM36 233V232H35ZM43 233H45V232H43ZM80 233V231L78 232V233H75L74 231L73 232H66V233H64L65 235L62 237V240L59 242V244H58V246L56 247V249H54L55 251L58 249V250H60L59 252H60V255H61V252H62V254L63 253H66V252H69L70 253V251H72V250H75V252H77L76 250H80L81 249V246H79V245H77L76 244V242H77V240H78V236H77V234H79ZM126 233H125V235H126ZM130 233V232H129ZM148 233V232H147ZM146 233V234H147ZM151 233V232H150ZM158 233V232H157ZM172 233V232H171ZM218 233V232H217ZM11 234V233H10ZM81 234V233H80ZM190 234V233H189ZM20 235H21V233H20ZM214 235V234H213ZM119 236V235H118ZM132 236H134L133 234H132ZM205 236V235H204ZM120 237V236H119ZM135 237V236H134ZM84 238V237H83ZM147 238V237H146ZM199 238V237H198ZM93 239V238H92ZM122 239V238H121ZM124 239V238H123ZM173 239V238H172ZM120 240V239H119ZM165 240V239H164ZM243 240V239H242ZM83 241H85V240H83ZM140 241V240H139ZM148 241H150V240H148ZM163 241V240H162ZM81 242V241H80ZM88 242V241H87ZM91 242V241H90ZM118 242V241H117ZM122 242V241H121ZM141 242V241H140ZM169 242V241H168ZM52 243V242H51ZM124 243V242H123ZM162 243V242H161ZM248 243H249V240H248ZM81 244V243H80ZM83 244V243H82ZM153 244V243H152ZM155 244V243H154ZM153 244V245H154ZM256 244V243H255ZM88 245V244H87ZM112 245V244H111ZM115 245V244H114ZM113 245V246H114ZM127 245V244H126ZM125 245V246H126ZM137 245V244H136ZM144 245V244H143ZM129 246V245H128ZM139 246V245H138ZM181 246V245H180ZM100 247V246H99ZM147 247H148V245H147ZM151 247V246H150ZM162 247V246H161ZM54 248V247H53ZM101 248V247H100ZM109 249V248H108ZM184 249V248H183ZM127 250V249H126ZM157 250V249H156ZM155 250V251H156ZM238 250V249H237ZM135 251H137V250H135ZM159 251V250H158ZM59 252H58V254H59ZM221 252V251H220ZM117 253V252H116ZM204 253V252H203ZM68 254V253H67ZM73 254V253H72ZM77 254H78V252H77ZM95 254V253H94ZM138 254V253H137ZM186 254V253H185ZM117 255H118V253H117ZM133 255V254H132ZM250 255V254H249ZM55 256H56V254H55ZM64 256H65V254H64ZM76 256H78V255H76ZM209 256V255H208ZM231 256V255H230ZM63 258V257H62ZM62 258H58L57 259V257L55 258V261L56 262H54L53 264H60V262L62 261L63 262V259ZM71 258V257H70ZM52 259H54V258H52ZM123 259V258H122ZM252 260V259H251ZM51 262V261H50ZM61 262V263H62ZM66 262V261H65ZM64 262V263H65ZM140 262V261H139ZM243 262V261H242ZM249 262V261H248ZM45 263V262H44ZM47 263V262H46ZM107 263V262H106Z\"/></svg>", "mask_w": 264, "mask_h": 264}]
</instances>
